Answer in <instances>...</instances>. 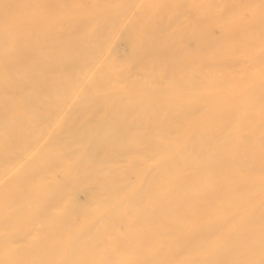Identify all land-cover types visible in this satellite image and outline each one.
<instances>
[{
	"label": "bare ground",
	"instance_id": "bare-ground-1",
	"mask_svg": "<svg viewBox=\"0 0 264 264\" xmlns=\"http://www.w3.org/2000/svg\"><path fill=\"white\" fill-rule=\"evenodd\" d=\"M0 264H264V0H0Z\"/></svg>",
	"mask_w": 264,
	"mask_h": 264
}]
</instances>
